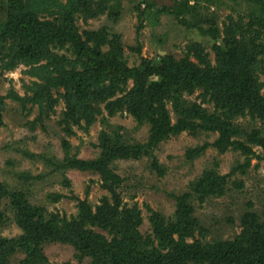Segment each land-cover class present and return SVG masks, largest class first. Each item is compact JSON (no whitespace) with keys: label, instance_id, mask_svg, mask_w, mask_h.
<instances>
[{"label":"trees","instance_id":"1","mask_svg":"<svg viewBox=\"0 0 264 264\" xmlns=\"http://www.w3.org/2000/svg\"><path fill=\"white\" fill-rule=\"evenodd\" d=\"M111 1H5V19L0 20V63L4 70L27 65L30 68L26 72L38 79L26 85L32 94H8L29 112L38 106L39 113L30 123L43 125L44 118L53 114L63 99L65 109L60 123L72 133V123L79 124L82 119L93 123L94 114L100 112L95 104L120 92L123 95L109 103L110 112L127 110L139 123L150 124L146 143L128 144L116 129L104 130L97 158L81 159L75 154L53 165L57 169L98 171L104 185L114 190L122 180L114 170V162L150 153L170 135L184 131L194 135L218 132L213 145L220 151H241L246 156L245 164H250L256 155L252 147L264 149V133L258 128L244 129L237 119L248 112L252 118L264 121L260 79L264 72V0H246L255 8L245 17L231 16L224 24L223 35L206 19L209 28L200 30L211 34L219 47L214 63L203 44L193 42L181 58L159 54L154 59L142 58L138 66L129 65L121 34L107 27L79 32L78 17L87 21L108 10H118L119 3ZM173 11L183 22L181 11ZM131 80L133 86L127 89ZM197 90L199 102L189 98ZM5 98L7 95L0 96V124ZM169 104L177 116L175 123ZM207 147L206 143L190 148L188 157L195 158ZM155 165L160 171L157 162ZM236 170L241 169L235 168L232 174ZM228 183V175L206 169L188 190L175 196L174 220L167 221L162 213L154 212L152 233L145 237L139 230L140 210L134 206L123 208L119 199L112 206L105 202L96 213L86 211L82 202L79 214L69 218L34 205L25 191L9 190L0 182V225L5 220L2 199L8 195L21 229L16 237H0V264H10L17 252L23 253L19 264L48 263L44 245L52 242L74 245L79 256L89 258L88 264H264V213L252 209L251 202L241 215V231L233 238L206 240L208 229L194 216V200L202 203L223 196ZM88 224L107 228L115 236L108 238L86 227ZM155 240L160 243L158 247Z\"/></svg>","mask_w":264,"mask_h":264},{"label":"rangeland","instance_id":"2","mask_svg":"<svg viewBox=\"0 0 264 264\" xmlns=\"http://www.w3.org/2000/svg\"><path fill=\"white\" fill-rule=\"evenodd\" d=\"M5 1L0 0V20L5 19ZM113 2L120 5L116 9L119 11L117 16H112L116 11L109 13L108 10L87 21L78 17V29L83 34L85 30L107 27L109 31L121 34L130 66H138L142 58L154 59L159 54L171 53L181 58L186 54L187 45L193 42L202 43L214 63L219 47L211 34L203 33L200 27L208 29L210 23L206 19H209L223 35L224 24L230 22L231 16L234 19L240 15L245 17L255 8L246 0H112L110 3ZM172 10L181 11L184 21L178 20ZM191 59L197 62L192 56ZM29 68L20 64L4 70L0 63V96L7 95L2 110L3 124H0V182L9 190L25 191L34 205L69 218L79 214L82 202L86 211L96 213L105 202L112 206L119 199L123 208L134 206L140 210L142 224L139 230L148 237L152 233L154 212L162 213L167 221L174 220L175 196L188 190L190 183L200 178L206 169L213 168L220 175H228L229 189L223 196H213L202 203L194 200V216L208 229L206 240L228 239L238 234L241 215L250 202L252 209L264 213V149L254 145L252 149L256 155L246 165V156L241 151H220L213 145L218 132L194 135L184 131L170 135L150 153L117 160L113 164L114 170L122 180L114 190L104 185L98 171L57 169L53 163H64L69 155L77 154L81 159L97 158L102 151L99 138L104 130L112 132L116 129L128 144L146 143L150 124L139 123L127 110L110 112L109 103L122 96L120 92L95 104L100 112L94 114L93 123L88 124L84 119L79 124L72 123V133L65 131L60 123L65 109L63 99L55 106V112L44 118L43 125L30 123L39 113L38 106L34 105L29 112L18 100L8 96L10 92L21 96L32 94L27 86L38 79L26 72ZM260 79L263 93L264 72L260 73ZM132 86L131 80L127 89ZM199 92L197 90L189 98L199 102ZM206 106L213 108L212 104ZM168 108L172 123H175L177 116L170 104ZM237 121L248 131L258 128L264 133V121L252 118L248 112ZM236 139L245 140L244 137ZM65 141L69 142L68 146ZM206 143L208 147L203 152L193 159L188 157L190 148ZM235 168L241 170L232 174ZM1 208L5 220L0 225V237L18 236L21 229L15 222L8 195L2 199ZM86 227L108 238L115 236L100 225L88 224ZM154 245L158 247L159 241L155 240ZM44 252L49 260L45 264H88L89 261V258L79 256L70 243H47ZM22 257L23 253L17 252L11 257L10 264H19Z\"/></svg>","mask_w":264,"mask_h":264}]
</instances>
